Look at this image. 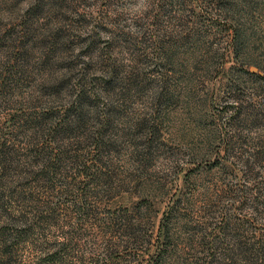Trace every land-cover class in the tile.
<instances>
[{
	"label": "rangeland",
	"instance_id": "1",
	"mask_svg": "<svg viewBox=\"0 0 264 264\" xmlns=\"http://www.w3.org/2000/svg\"><path fill=\"white\" fill-rule=\"evenodd\" d=\"M231 239L264 247V0H0V264Z\"/></svg>",
	"mask_w": 264,
	"mask_h": 264
},
{
	"label": "trees",
	"instance_id": "2",
	"mask_svg": "<svg viewBox=\"0 0 264 264\" xmlns=\"http://www.w3.org/2000/svg\"><path fill=\"white\" fill-rule=\"evenodd\" d=\"M252 76L256 75L253 74ZM77 127L78 126H76V128ZM227 226L228 225L223 228V234L228 231ZM261 248L264 249L258 242L249 243L239 239H231L230 242L227 241L226 244L228 256L225 258L220 257L219 259L221 262L225 261L223 264H264V257H262L260 253ZM155 263L158 264L157 261Z\"/></svg>",
	"mask_w": 264,
	"mask_h": 264
}]
</instances>
